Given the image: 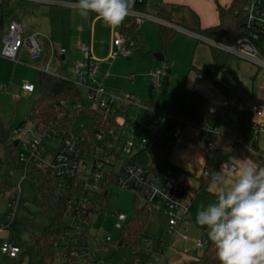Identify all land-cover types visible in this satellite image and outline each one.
<instances>
[{"label":"built area","instance_id":"obj_1","mask_svg":"<svg viewBox=\"0 0 264 264\" xmlns=\"http://www.w3.org/2000/svg\"><path fill=\"white\" fill-rule=\"evenodd\" d=\"M22 1L78 9V0ZM144 1H147L146 7L155 5L154 0H135L127 18L139 25L144 20L151 19L177 31H183L208 46L228 52L238 60L264 70V0H241L234 14L243 21L248 32L231 45L166 21L157 14H151L147 8H138L137 6ZM1 42V56L21 62L20 53L25 50L30 64L47 74H56L52 68V59L58 56L61 61L60 57L68 53L64 48H56L52 40L47 37L37 34L25 37L21 24L13 19L9 21L7 29L3 32ZM111 45L106 58L110 61V65L112 60L119 56L130 55L135 48V42L125 38L117 29L112 30ZM46 47L49 49V57L40 64ZM78 49L82 58L75 63L73 80L78 86L87 87L88 101L83 98L76 103H63L57 113L59 117H71L76 112L89 108L99 114V120H96L91 129L84 133L72 129H60L57 126L47 129L33 127L30 130L31 140H18V147L23 148V151L18 153V159L25 164L24 176L29 177L30 165L41 164L59 178L56 185L58 196L67 197L65 211L71 232L63 241L65 247L62 246V249L68 250L69 263L107 264L103 258L94 256L90 248L91 244L96 248H104V244L112 240V232L105 229V237L100 239L98 230H93V221L100 212H94L91 205L93 194L105 191L104 183L111 172L115 173L116 183L121 187L137 188L140 198L145 200L144 204L149 209L161 210L166 218V233L169 237L166 249L177 238L187 240L186 234L181 231V225L188 218L191 199L186 194V187H181L179 172L169 167L158 171L153 156L164 154L167 151V144L177 140L183 132V126L188 123L175 114L151 108L135 93L108 92L101 83L96 85L95 76L101 60L94 54L91 43L80 42ZM108 73L107 71L106 75ZM154 83L159 84L158 75L155 76ZM34 87V84L26 82L22 89L31 93ZM0 89L5 90L6 86L0 84ZM238 108L241 109L242 106L239 105ZM251 110L254 115L252 123L256 129V139L257 134L264 127L260 122L263 110L258 104H253ZM198 128L201 130V137L205 139L204 150L206 152L212 150L215 145L214 138L220 132L218 125L206 122ZM144 151L149 154L147 164L135 160V156ZM208 173L209 169H205L203 176L208 177ZM13 208L14 204H11L5 213L6 221L11 219ZM127 219L125 214L116 213L115 226L120 229ZM6 221L2 222L1 226H5ZM196 240L206 243L199 247L195 244ZM196 240H194L195 247L202 251L210 241L205 237ZM145 248V253L150 254V249ZM1 250L10 258H15L20 249L16 242H5ZM153 255L156 257L155 254ZM69 263L60 257L57 261V264Z\"/></svg>","mask_w":264,"mask_h":264},{"label":"rangeland","instance_id":"obj_2","mask_svg":"<svg viewBox=\"0 0 264 264\" xmlns=\"http://www.w3.org/2000/svg\"><path fill=\"white\" fill-rule=\"evenodd\" d=\"M19 0H0V20L3 32L7 29L10 20L18 19L23 27L25 37L39 35L52 40L56 48L68 50L67 61L61 66L64 67L66 75L73 79L75 77V63L82 58L78 49L80 42H89L92 40L94 54L99 59H104L110 50V40L112 29L102 21H96L91 28V20L95 17L90 13L87 17L79 14L77 8L47 5L34 1H23L20 7L17 6ZM8 3L10 6H8ZM148 11L157 14L155 6H149ZM158 22L146 19L140 24V29L145 41V47L142 51L133 50L130 55L119 56L110 61L101 62L98 72L95 76L96 85L101 83L104 90L113 93L130 91L135 93L139 99L145 101H158L164 106L175 108H186L189 105L191 93L198 90L206 96L216 100L215 106L222 114L224 124L219 126L220 132L215 137L214 148L204 152L206 163H218L220 166L216 171H220L221 166L226 163L229 165L236 158L240 160L251 161L250 151L253 140L255 139L256 129L252 122L245 120L247 115L251 118L249 110H232L233 123L231 116H225L220 93L215 90L202 76L195 74L193 66L210 67L211 58L209 46L203 43L197 44V40L182 32L176 31L166 49L162 50V44L158 35ZM22 52H26L23 50ZM20 53V56L26 58V53ZM161 52L164 60L160 61L156 54ZM27 54V55H26ZM45 61V60H44ZM237 60L233 62L236 66ZM60 59L55 56L52 59V68L55 72L58 70ZM108 71L107 77L105 76ZM39 70L35 69L29 62H15L0 55V84L6 86L5 90H0V118L9 126L11 137L15 140L29 141L32 139L30 130L33 124L29 120L31 106L40 98V89L38 84ZM158 75L159 84H155V76ZM30 82L35 86V90L27 93L22 89L24 83ZM85 101H88V89L85 86H79ZM256 90V87L254 88ZM218 98V99H216ZM233 108V107H232ZM19 128L18 126L21 124ZM190 128L199 131L198 138L205 143L200 135L201 130L194 124H185L183 131H189ZM191 134V133H190ZM239 136L242 144L233 151V139ZM259 146H263L264 134L257 135ZM18 151H23L21 146ZM135 160L142 164H147L149 154L147 151L141 152L135 156ZM235 162V161H234ZM198 173L190 175L186 170H182L169 165V168L179 172V182L181 187L200 186V178L205 171V165ZM226 167V165H225ZM25 164L13 158L11 162L5 159L4 149L0 144V178L8 177L15 183L18 189L22 184H28L35 189V176L29 173V177L24 179ZM120 173V172H118ZM207 183L201 191L193 195L188 218L183 221L181 231L186 234L187 240L175 239L173 244L168 247L163 254H157L156 264H193L201 253L202 249L196 248L194 240L208 238L207 229L202 228L196 223V213L201 206L207 207L208 204L215 202V195L209 190L210 176L206 177ZM190 191V190H188ZM187 193V190H186ZM34 190V195H35ZM188 195V194H187ZM138 196L137 188H124L117 183H113L108 189V196L103 204L101 212L95 216L93 230H98L100 239L105 237V229L112 232V240H117L120 235V229L115 226L116 213L120 212L131 218L134 214V201ZM189 197V196H188ZM190 198V197H189ZM191 199V198H190ZM39 200V198H38ZM16 204V198L10 199L0 195V218L7 212L11 204ZM145 200L141 199V204ZM36 208L40 210V202L36 199ZM34 209V206L31 208ZM41 212V210H40ZM45 222H46V217ZM31 219V215H28ZM27 219V220H28ZM6 221V219H5ZM166 218L161 210L156 209L152 213L150 223L146 232L150 236H158L161 231L168 239L166 233ZM24 228L10 226L12 232L11 238L17 235L30 241L26 237ZM18 237V239H20ZM9 240L0 239V263H7L9 259L2 254L1 246ZM151 240L146 243L139 242L136 249L145 252V247L150 248ZM91 252L94 256L101 257L107 264H125V259L131 256L129 251L122 253L114 249L96 248L91 244ZM184 251V253H182ZM7 255V254H6Z\"/></svg>","mask_w":264,"mask_h":264},{"label":"trees","instance_id":"obj_3","mask_svg":"<svg viewBox=\"0 0 264 264\" xmlns=\"http://www.w3.org/2000/svg\"><path fill=\"white\" fill-rule=\"evenodd\" d=\"M23 1L19 0L17 6L20 7ZM157 8V15L169 22L177 24L183 28L192 30L196 33L213 38L225 44H235L236 41L243 35H246L248 29L243 21L234 14V10L241 4V0H233L228 6L216 3L219 22L210 27L202 28L199 23L187 25L184 22L177 20L175 17L174 7L165 0H154ZM147 1L140 3L137 7L140 9L146 8ZM8 6L10 4L8 3ZM14 19V18H13ZM125 37L130 38L135 42L137 52H140L145 47V41L140 29V25L130 18H126L123 24L117 29ZM176 29L162 24H158V35L164 51L174 37ZM3 30L0 20V47ZM197 40V44L203 43ZM204 44V43H203ZM209 53L213 61V70L206 68H195L193 70L202 76L213 88L222 95L228 92V77L230 69L235 60H238L232 54L209 46ZM49 57V49L45 48L43 61ZM63 62L60 65L56 74H47L39 72V89L40 98L31 106L29 120L34 128L47 129L51 126H57L60 129H72L79 133H84L90 130L96 120H99L98 113L85 108L78 111L73 116L59 117L58 108L63 103H76L82 101L83 96L79 90V86L75 81L69 78L62 68ZM151 108L156 110H164L175 114L185 120L186 123L194 124L202 127L206 122H212L215 125L223 123L222 114L216 108L214 101L198 90H193L190 97V102L186 108H175L162 105L158 101H145ZM23 123L18 127L20 128ZM176 140H172L167 144V151L164 154H156L153 156L155 168L158 171L169 167V154ZM0 144L4 149L5 159L9 162L13 158L18 159V143L15 144L11 137V130L0 118ZM241 142L238 138L234 141V145H239ZM252 162L258 167H264V149L258 147L257 139L253 140L252 150L250 151ZM220 166L218 163H207L205 169L216 171ZM28 173L35 176L34 186L40 202V207L49 217V224L40 233L31 236L30 241L17 240L19 253L13 258L14 262L27 260V264H57L59 257L69 263V253L65 247V241L69 237L71 227L66 216L67 197L58 196L56 193V185L59 180L50 170L46 169L41 164H33L28 167ZM116 183V175L111 172L109 178L104 183L105 191L93 194L91 209L94 212H101L104 201L108 196V189ZM207 183V178H200V186H187L186 190L191 200L193 195H196L203 189ZM190 190V191H188ZM18 187L8 177L0 178V195L15 199L17 197ZM156 209H149L145 204H141V198L138 194L134 201V214L127 219L120 228V235L117 240H111L104 244V248L114 249L117 252L125 253L129 251L131 256L125 259V264H156L155 254H163L168 239L161 231L158 236H150L146 230L150 223L152 213ZM5 217V214H4ZM151 240L150 248L152 252L147 254L142 250H137L136 245L139 242L146 243ZM149 248V247H148ZM136 249L135 251H133ZM215 248L209 241L207 247L199 254L197 260L193 264H219L216 259ZM70 264V263H69ZM72 264V262H71Z\"/></svg>","mask_w":264,"mask_h":264},{"label":"clouds","instance_id":"obj_4","mask_svg":"<svg viewBox=\"0 0 264 264\" xmlns=\"http://www.w3.org/2000/svg\"><path fill=\"white\" fill-rule=\"evenodd\" d=\"M135 0H78L79 14L94 13L98 21L118 29ZM220 171L210 170L209 190L216 197L196 213V223L207 229L219 264H264V167L231 158ZM227 165V167H225ZM206 242L196 240L199 247Z\"/></svg>","mask_w":264,"mask_h":264},{"label":"crops","instance_id":"obj_5","mask_svg":"<svg viewBox=\"0 0 264 264\" xmlns=\"http://www.w3.org/2000/svg\"><path fill=\"white\" fill-rule=\"evenodd\" d=\"M165 1L173 5L175 17L177 20H180L187 25H194V24L199 23L202 28H206V27L214 26L219 22V16H218L217 8H216V3L219 2L222 5L228 6L232 3L233 0H165ZM151 6H155V5H151ZM146 8L148 9L149 6H147ZM156 11H157V8H156ZM13 20H16L20 23L18 19H13ZM96 21H98L96 17H94L91 20L92 35H93L94 23ZM178 32H182L184 34L191 36L190 34L185 33L183 31L178 30ZM88 43L92 44V40L89 41ZM111 46L112 45H111V40H110V48ZM92 47H93V44H92ZM22 53H26V52H22ZM67 54L66 56L62 55L60 57L63 63L67 61ZM107 56L104 59H100L101 60L100 63L107 62L106 60ZM62 57H64L65 59L63 60ZM20 58H21V62L30 63L28 56H26V58H23L21 56ZM43 62L44 61L42 59L40 64H42ZM211 62L212 63L210 64V67L207 68L209 70H213L212 58H211ZM194 66L195 68H205V67H200V66L197 67L196 65ZM62 68L65 71L64 67ZM194 73L197 74L195 71ZM105 76L107 77L106 73H105ZM255 87H256V90H254ZM34 90H35V87H34ZM220 95H221V99H218V98L216 99H218V101L221 104H223L222 107H223L225 116L229 115L232 117V123L234 122L232 110H235V111L249 110L251 112V115H250L251 118L247 115L245 120L247 119V121L252 122L254 115L251 110V106L253 104H258L263 110V115L260 117V122L264 124V70L257 68L248 62L237 60L236 66L232 65L230 72H229L228 92L226 95H222L221 93ZM213 101L216 102V100H213ZM239 105L242 106L241 109L238 108ZM222 124H224V122L221 124H218V127ZM260 132L264 134V127ZM198 135H199V131L197 129L195 131L190 128V132L184 130L182 134L180 135V137L175 141L174 146L172 150L170 151V154L168 157L169 164H171L172 166L176 168L186 170L190 175L191 174L194 175L198 173L199 171H201V169L203 168L204 164L207 161H206V156L204 153L206 152L204 150V143H202V141L198 138ZM236 138L239 139V136L236 135L233 139V147H234L233 151L235 147L237 148L239 146V145H236V146L234 145V141L236 140ZM214 143H215V138H214ZM257 143L260 149H264V143H263V146H259L258 139H257ZM248 150L251 151L252 146H251V150L250 148H248ZM232 163H235V162H231L230 164ZM26 178L28 177L24 176V179ZM34 190L36 193L35 195H34ZM36 199L39 203L36 189L31 188L28 184H22L21 189H18V193L16 197V204L14 203L13 214H12L11 219L5 222V226H1V223L5 221L4 219L5 213L0 218V239L2 238L4 241L9 240L10 242H17V240L24 241V242L28 241L17 235L12 236L11 238L12 232L10 231V226L12 227V225H14L15 227L18 226L20 228H24L23 231H25L26 237L29 236V238H31V236L34 234L40 233L44 228L48 226L49 217L44 211H42L40 206L39 207H40L41 212L40 210H38V208H36V205H37ZM33 206H34V209H31ZM28 215H31L30 220L28 219ZM44 217H46L47 219L46 222H45ZM18 237L20 239H18ZM4 255L9 259V262L7 263L3 262L0 264H27L26 259L15 263L13 258H10L6 254Z\"/></svg>","mask_w":264,"mask_h":264},{"label":"water","instance_id":"obj_6","mask_svg":"<svg viewBox=\"0 0 264 264\" xmlns=\"http://www.w3.org/2000/svg\"><path fill=\"white\" fill-rule=\"evenodd\" d=\"M156 57H157L158 60H160V61H163V60H164V56H163V54H162L161 52L157 53V54H156ZM62 59L64 60L65 58L62 57ZM14 143L17 144V143H18V140H15Z\"/></svg>","mask_w":264,"mask_h":264}]
</instances>
